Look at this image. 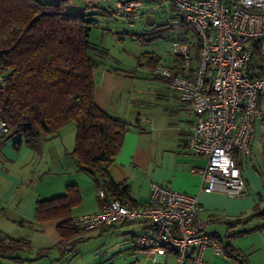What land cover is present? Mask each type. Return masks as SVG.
Instances as JSON below:
<instances>
[{
    "label": "crops",
    "instance_id": "crops-1",
    "mask_svg": "<svg viewBox=\"0 0 264 264\" xmlns=\"http://www.w3.org/2000/svg\"><path fill=\"white\" fill-rule=\"evenodd\" d=\"M65 1L70 12L116 13L113 0H104L107 5L99 0ZM139 1L138 12L146 13L147 17L156 3ZM106 50L105 57L96 58L94 101L103 111L131 124L108 168L111 179L127 188L126 200L135 206L143 205L152 181L194 195L202 205L198 217L205 223V233L240 249L243 256L238 264H264V123L255 125L249 152H235L245 184L244 193L231 198L219 191L203 192L200 170L206 160L186 149L195 121L190 105L169 89L162 78L152 76L150 69L141 66L138 60L135 65L126 64L125 60L112 58L111 49ZM150 52L160 58L159 65L178 70L176 58L170 52L165 63L162 56L153 50ZM196 63L197 57H193L191 69ZM259 105L264 107V95ZM71 131L75 133V125ZM60 133L43 141L39 151L30 149L23 139L15 146L18 137L14 135L0 140V234L26 241L27 245L18 254L28 262L46 257L55 250L62 251L63 241L56 228L61 218L38 219L39 200L62 195L68 186H75L80 198L71 207L70 218L97 211L102 202L98 194L102 187L91 175L77 168L69 154L74 143H63ZM121 226L128 227L121 230L127 235L126 242L133 251L131 239L142 233L146 224L142 220L116 223L102 231ZM207 251L211 258L206 257ZM133 254L144 264H179L171 251L156 260L134 251ZM39 255L41 257L37 258ZM203 256L207 262L215 264L212 257L216 255L210 248L205 249ZM0 262L21 264L2 257ZM186 263L192 264L191 255Z\"/></svg>",
    "mask_w": 264,
    "mask_h": 264
},
{
    "label": "built area",
    "instance_id": "built-area-1",
    "mask_svg": "<svg viewBox=\"0 0 264 264\" xmlns=\"http://www.w3.org/2000/svg\"><path fill=\"white\" fill-rule=\"evenodd\" d=\"M120 2L127 9L140 5L139 0ZM159 4L172 5L175 22L190 25L195 38L171 41L170 54L181 60L178 70L159 65L151 75L162 78L195 115L186 149L206 160L200 170L202 191L241 196L245 184L234 154L249 152L255 125L264 123V107L259 105L264 95V0H162ZM195 49L197 63L191 69ZM7 133L0 108V140ZM98 194L100 208L72 216L74 225L100 231L142 220L146 227L131 244L134 253L152 260L171 251L179 264L190 255L192 264H210L203 256L206 248L214 255L222 253L219 241L204 232L205 223L198 217L202 205L194 195L155 181L140 206L107 199L103 188Z\"/></svg>",
    "mask_w": 264,
    "mask_h": 264
},
{
    "label": "trees",
    "instance_id": "trees-1",
    "mask_svg": "<svg viewBox=\"0 0 264 264\" xmlns=\"http://www.w3.org/2000/svg\"><path fill=\"white\" fill-rule=\"evenodd\" d=\"M96 26L93 15L68 11L65 0H0V108L8 124L6 135L18 137L15 146L23 139L34 151L73 123L74 147L69 154L77 168L93 177L110 196L107 199L127 201V188L111 179L108 168L131 124L103 111L94 101L96 58L107 54L106 48L90 40ZM143 35L136 37L142 40ZM138 62L151 71L160 58L149 51ZM180 62L176 58V69ZM79 198L78 189L71 185L62 195L37 202L38 219L61 218L56 227L61 246L84 231L69 214ZM219 243L224 257L240 263V249ZM26 245L22 239L0 234V257L22 264L25 259L18 252Z\"/></svg>",
    "mask_w": 264,
    "mask_h": 264
},
{
    "label": "rangeland",
    "instance_id": "rangeland-1",
    "mask_svg": "<svg viewBox=\"0 0 264 264\" xmlns=\"http://www.w3.org/2000/svg\"><path fill=\"white\" fill-rule=\"evenodd\" d=\"M99 3L108 4L104 0H99ZM159 3L154 4L151 13L145 17L146 13L138 12L140 5L127 9L120 0H113V6L119 13L93 15L97 20V26L91 30V40L104 48L111 49V57L125 60L123 63L126 64L133 65L139 56L151 50L162 56L165 63L172 40L184 36L194 39L195 35L190 25L175 22L176 11L170 5ZM141 33L145 34L143 35L145 39L140 36L142 40H139L136 36ZM73 128V123H68L60 131V139L66 145L74 143L75 133L71 131ZM126 228L128 227L121 226L105 231L100 230L101 232L84 230L74 241L71 240L62 245V251L55 250L41 258L42 260L24 262L26 264H144L142 259L134 256L126 242L127 235L124 236L122 232ZM66 246L70 248L63 251ZM206 257L211 258L210 251L206 252ZM212 258L215 264H231V260L224 257L222 253ZM0 264L5 263L0 262Z\"/></svg>",
    "mask_w": 264,
    "mask_h": 264
}]
</instances>
